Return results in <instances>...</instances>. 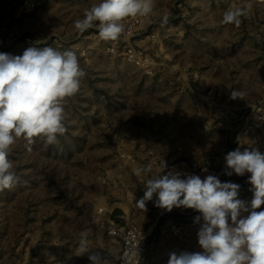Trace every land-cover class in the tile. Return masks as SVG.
<instances>
[{"label":"rangeland","instance_id":"374dc122","mask_svg":"<svg viewBox=\"0 0 264 264\" xmlns=\"http://www.w3.org/2000/svg\"><path fill=\"white\" fill-rule=\"evenodd\" d=\"M27 2L0 0V52L71 50L85 76L62 101L66 131L56 143L19 138L11 146L19 180L0 190V264H91L96 252L115 257L118 242L93 219L98 208L121 206L126 222L148 227L149 201L144 210L136 202L151 174L163 164L181 174L220 162L226 113L261 95L264 0H153L152 15L143 17L147 31L130 39L129 29L116 41L101 39L97 27L74 26L99 0H37L33 9ZM237 7L244 9L241 23H223L225 11ZM126 48L135 50L133 60ZM233 91L243 94L232 98ZM104 235L113 251L104 249ZM82 239L92 248L78 256Z\"/></svg>","mask_w":264,"mask_h":264},{"label":"clouds","instance_id":"9594fccd","mask_svg":"<svg viewBox=\"0 0 264 264\" xmlns=\"http://www.w3.org/2000/svg\"><path fill=\"white\" fill-rule=\"evenodd\" d=\"M153 11V0H99L74 26L80 32L97 27L101 39L116 41L125 32V19L150 17ZM243 15L244 9L239 7L227 10L222 22L238 26ZM161 22L167 24L168 16L164 15ZM84 76L71 50L32 46L21 55L0 52V190L13 187L19 180L9 158L17 139L31 145L34 138L42 137L53 144L65 133L62 101L79 91ZM242 94L233 91L232 98ZM225 162L226 176L250 174V201L238 198L239 184L222 182L216 175L181 178L180 173L168 172L147 179L144 195L136 202L138 208L146 209V202L155 194L156 207L167 212L180 207L192 209L199 213L195 220H203L197 233L202 251L171 252L168 264H264V210L257 211L264 205V153L238 147L226 154ZM150 170L149 166L143 172ZM135 171L141 173L140 169ZM91 248L82 239L75 254L82 256ZM135 252L139 255L137 248ZM125 255L130 261L131 256ZM88 259L91 264H108L99 252Z\"/></svg>","mask_w":264,"mask_h":264},{"label":"built area","instance_id":"2783aa9c","mask_svg":"<svg viewBox=\"0 0 264 264\" xmlns=\"http://www.w3.org/2000/svg\"><path fill=\"white\" fill-rule=\"evenodd\" d=\"M37 4V0H28V9H33ZM125 25V32L130 29L131 37L139 38L147 31V20L143 17H134L132 22L123 21ZM128 44H126L127 47ZM126 55L133 60L135 57V50L126 48ZM262 93L256 100L243 104L242 106H234L232 110H228L226 115L228 118L222 129L226 133L227 143L221 153L222 159L220 162L213 164V162H206L202 165H193L181 173V178L187 175H197L201 179L208 175H216L219 179L224 181H231L240 185L238 198L245 201H250L253 193L249 191L251 185L248 183V176H237L233 174L231 177L224 175L225 156L228 152L240 148L243 150L244 146L249 148H256L261 153H264V84L261 85ZM217 105L213 108L222 114L218 109H222L223 105L215 101ZM237 102V101H236ZM239 103V102H238ZM210 106V103H208ZM157 161L154 160V165ZM168 172H174L172 166L165 165L160 167L157 174L164 175ZM156 174V175H157ZM155 195L149 201L151 208V224L143 228L137 223L133 222H119L102 208H98L97 212L93 214V219L97 225L102 228L105 234L118 242L119 257L118 264H168L169 254L171 252L180 253L182 251L198 252L202 251L198 244L197 233L203 224V220L196 221L195 217L199 215L198 212L192 209L183 207L173 208L171 212H167L155 206ZM264 210V205L261 209ZM160 239L172 240L177 244L176 249L167 247L166 243L161 247L155 243L150 242L151 236H156ZM138 249L139 255L135 250ZM1 249V247H0ZM162 252V255H160ZM131 256L129 261L125 254ZM1 256V252H0Z\"/></svg>","mask_w":264,"mask_h":264},{"label":"crops","instance_id":"0c3cea01","mask_svg":"<svg viewBox=\"0 0 264 264\" xmlns=\"http://www.w3.org/2000/svg\"><path fill=\"white\" fill-rule=\"evenodd\" d=\"M261 66H258L260 69H261V67H263L264 68V63L263 64H260ZM253 69H254V65H252L250 68H249V71H253ZM145 167H147V165H144L143 164V166H142V168H145ZM157 173H155V172H153L152 174H151V176L150 177H152V176H155ZM144 178L146 179V176H144ZM110 210L108 211V214H109V216L110 217H112V218H115L117 221H119V222H126V217H127V215H126V213H125V210L121 207V206H118V205H116V206H113L112 208H109ZM149 214H150V217H151V213H150V211H149ZM148 218L145 222H149L150 221V219L151 218ZM138 224V223H137ZM141 224V223H140ZM140 224H138V225H140ZM142 225V226H141ZM140 226L141 227H143V228H146L145 227V225H143V224H141ZM97 230V229H96ZM105 236V235H104ZM106 238H108L107 236H105ZM150 242H152L153 244H157L158 245V247H161L162 246V244H164V243H166L167 245V247H170V248H172V249H176L177 248V244H176V242L175 241H172V240H165V239H160L159 240V238L157 237V235L156 236H151L150 237ZM108 244H107V246L104 248L106 251H113L112 249H113V240L112 239H110V238H108V242H107ZM117 248H116V255H115V257H112V255L111 256H106V259L108 260V264H114V258H115V260L118 262V257H119V246H116ZM160 255H162V252H160ZM111 257V258H110Z\"/></svg>","mask_w":264,"mask_h":264}]
</instances>
